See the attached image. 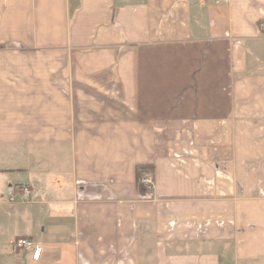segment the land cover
<instances>
[{
	"label": "crops",
	"instance_id": "crops-1",
	"mask_svg": "<svg viewBox=\"0 0 264 264\" xmlns=\"http://www.w3.org/2000/svg\"><path fill=\"white\" fill-rule=\"evenodd\" d=\"M262 25L264 0H0V264H264Z\"/></svg>",
	"mask_w": 264,
	"mask_h": 264
},
{
	"label": "built area",
	"instance_id": "built-area-1",
	"mask_svg": "<svg viewBox=\"0 0 264 264\" xmlns=\"http://www.w3.org/2000/svg\"><path fill=\"white\" fill-rule=\"evenodd\" d=\"M261 30L264 32V25L261 26ZM140 182L147 186L148 188H154L155 187V178L154 174L152 172H145ZM30 195V192L28 189H25V197L28 198ZM14 250L17 251H33V259L36 261H39L42 253V248L39 244H37L34 240L31 239H18L14 242Z\"/></svg>",
	"mask_w": 264,
	"mask_h": 264
},
{
	"label": "trees",
	"instance_id": "trees-1",
	"mask_svg": "<svg viewBox=\"0 0 264 264\" xmlns=\"http://www.w3.org/2000/svg\"><path fill=\"white\" fill-rule=\"evenodd\" d=\"M148 171H151V168L150 167H148V166H139L137 168V175H138L139 180L141 179L142 175L145 172H148Z\"/></svg>",
	"mask_w": 264,
	"mask_h": 264
}]
</instances>
